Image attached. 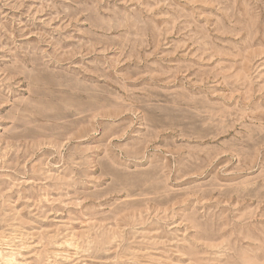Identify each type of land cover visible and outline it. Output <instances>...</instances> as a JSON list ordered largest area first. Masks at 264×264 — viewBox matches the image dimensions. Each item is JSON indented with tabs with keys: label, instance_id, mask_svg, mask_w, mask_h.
Returning a JSON list of instances; mask_svg holds the SVG:
<instances>
[{
	"label": "rangeland",
	"instance_id": "374dc122",
	"mask_svg": "<svg viewBox=\"0 0 264 264\" xmlns=\"http://www.w3.org/2000/svg\"><path fill=\"white\" fill-rule=\"evenodd\" d=\"M0 264H264V0H0Z\"/></svg>",
	"mask_w": 264,
	"mask_h": 264
}]
</instances>
